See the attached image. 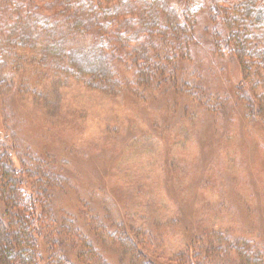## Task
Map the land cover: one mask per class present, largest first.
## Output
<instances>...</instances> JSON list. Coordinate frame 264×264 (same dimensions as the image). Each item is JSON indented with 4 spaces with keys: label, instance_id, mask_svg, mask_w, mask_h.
I'll list each match as a JSON object with an SVG mask.
<instances>
[{
    "label": "rangeland",
    "instance_id": "rangeland-1",
    "mask_svg": "<svg viewBox=\"0 0 264 264\" xmlns=\"http://www.w3.org/2000/svg\"><path fill=\"white\" fill-rule=\"evenodd\" d=\"M198 17L205 40L191 47V57L184 51L183 58L166 60L180 65L189 81L181 93L163 96L153 87L132 91L133 83L104 93L85 80L62 77L54 39L32 25L33 16L22 34H1L0 151L25 169L26 188L37 183L35 192L47 195L43 226L50 230V248L66 238L79 248L86 244L81 264H101L87 255L91 250L105 264H138L101 229L107 225L138 233L160 264H184L177 255L192 252L189 264H264V125L253 118L246 127L239 113H213L193 97L205 83L215 108L225 82L244 80L235 48L225 45L226 31L219 33L207 9ZM258 33L262 50L264 31ZM118 66L130 77L124 62ZM54 221L62 234H54ZM68 226L82 237H70Z\"/></svg>",
    "mask_w": 264,
    "mask_h": 264
},
{
    "label": "trees",
    "instance_id": "trees-1",
    "mask_svg": "<svg viewBox=\"0 0 264 264\" xmlns=\"http://www.w3.org/2000/svg\"><path fill=\"white\" fill-rule=\"evenodd\" d=\"M205 9L219 33L226 31L225 45L235 48L244 80L238 84L225 82L217 90L223 92V100L215 108L209 107L213 94L209 85L200 84L201 91L193 97L204 100L213 113L229 117L239 113L246 127L255 123L253 118L264 125V47L259 50L255 43L260 38L258 32L264 31V0H0V40L3 41L1 34L5 32L16 34L19 30L22 34L33 16L32 25L40 27L48 39H54V58L63 64L57 68L62 77L85 80L92 89L104 93L123 91L133 83L132 91L146 92L153 87L163 96L168 91L181 93L184 82L189 81L186 76L182 78L180 65L166 60L183 58L184 51L186 58L191 57V47L200 39L205 40V35L199 36L197 30L202 26L198 12ZM42 15L47 17V23L39 20ZM17 16L19 19L15 20ZM9 25L15 26V30L4 29ZM250 32L255 33L251 39ZM214 44L216 48L218 44ZM218 49L229 51L220 45ZM119 61L125 63V73L130 77L119 74ZM253 70L261 78L251 79ZM247 84L261 92L247 90ZM226 85L229 86L225 88ZM14 161L7 152L0 151V199L4 203L0 208V264L84 263L86 244L79 248L62 238L56 248L54 244L49 247L50 230L43 226L47 217L43 207L48 197L40 189L38 194L35 192L37 183L32 190L25 187V169ZM56 171L54 174H58ZM56 183L54 177L52 186ZM100 226L108 230L110 240L130 251L138 264H160L141 246L146 240L138 233L126 227L119 233L107 225ZM70 227L66 231L70 237H82L72 234ZM55 233L62 234L58 221H54ZM44 248H49L48 254L53 253L50 258L42 254ZM89 253L91 259L105 264L99 252ZM195 253L177 255L176 261L189 264Z\"/></svg>",
    "mask_w": 264,
    "mask_h": 264
}]
</instances>
